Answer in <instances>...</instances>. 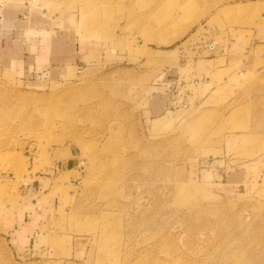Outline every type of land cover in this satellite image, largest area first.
Returning a JSON list of instances; mask_svg holds the SVG:
<instances>
[{"label": "rangeland", "instance_id": "1", "mask_svg": "<svg viewBox=\"0 0 264 264\" xmlns=\"http://www.w3.org/2000/svg\"><path fill=\"white\" fill-rule=\"evenodd\" d=\"M0 3L104 45L73 79L25 76L0 58V264H264V159L244 165L264 158V55L197 102L148 113L151 85L190 46L264 34V0ZM222 158L219 173L248 179L202 177ZM29 183L43 192L29 198Z\"/></svg>", "mask_w": 264, "mask_h": 264}, {"label": "crops", "instance_id": "2", "mask_svg": "<svg viewBox=\"0 0 264 264\" xmlns=\"http://www.w3.org/2000/svg\"><path fill=\"white\" fill-rule=\"evenodd\" d=\"M24 12L15 6L10 7L0 3V58L5 59L7 64L19 74L31 76L41 72L48 77L51 75L61 79H73L78 75L80 67L78 64L81 60L95 59L103 55L104 45L90 43L89 46H85L84 43L73 42L72 38L66 35L67 29L64 26L56 29L53 21L50 25L38 20L30 21L31 24H28ZM53 20L56 21V18ZM61 29L64 30L65 35ZM241 30L253 31V34L249 37V33L245 34ZM24 31L31 34V38L27 41H21L17 36V33ZM218 37L219 35L215 40L203 39L190 46L162 71L151 85L150 94L153 95L148 109L150 116L159 118L163 114L187 106L190 102H197L205 92L204 88L216 84L215 81L221 78L227 79L225 73L232 68L231 72L257 71V60L264 55V34L256 29H237L217 40ZM241 46L245 47V58H241L245 67H238L235 62L238 56L236 49ZM262 159L264 158L254 162L246 160L244 165L249 164L248 166L253 167ZM223 162L222 158L217 160L216 165L205 164L202 168V177L214 184H227L231 181L235 185L248 179L247 169L236 170L224 177V174L218 172L223 171L219 168ZM27 188L29 198L39 191L42 193L41 189H44L40 184L35 183H29ZM36 202L35 200L34 203ZM26 218L28 221L24 223ZM19 221L23 223L20 225L23 227L20 229L21 234L23 231L31 241L34 237L35 225L25 215L19 217ZM44 249L46 246H42V250Z\"/></svg>", "mask_w": 264, "mask_h": 264}]
</instances>
